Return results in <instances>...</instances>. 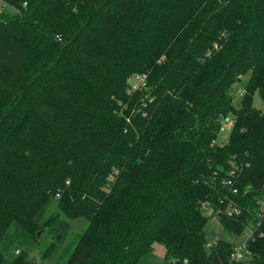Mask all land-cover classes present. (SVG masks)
<instances>
[{
	"label": "trees",
	"instance_id": "1",
	"mask_svg": "<svg viewBox=\"0 0 264 264\" xmlns=\"http://www.w3.org/2000/svg\"><path fill=\"white\" fill-rule=\"evenodd\" d=\"M0 7V264H35L6 254L36 244L39 229L53 254L80 217L87 223L63 264H138L158 243L169 264H236L235 242L208 247L200 205L219 209L233 235L256 218L264 113L252 102L256 92L264 100V0ZM134 74L145 85L127 93ZM244 75L237 107L230 87ZM230 114L226 141L213 143ZM230 162L233 195L221 181ZM57 193L66 218L41 220ZM224 194L240 215L225 213ZM247 248L248 264H264V227Z\"/></svg>",
	"mask_w": 264,
	"mask_h": 264
},
{
	"label": "rangeland",
	"instance_id": "2",
	"mask_svg": "<svg viewBox=\"0 0 264 264\" xmlns=\"http://www.w3.org/2000/svg\"><path fill=\"white\" fill-rule=\"evenodd\" d=\"M134 76L135 75H132V77ZM134 79L139 88L144 87L145 84L142 85L143 80H141L140 78L138 79L137 77H134L132 80L129 79V85L133 83ZM245 81L246 75H244V77H241L240 80L235 81L233 84H231L230 87L232 95V104L237 107L239 106V101L241 98L240 92L242 91ZM135 90L139 89L136 88L133 91ZM133 91L130 93H133ZM252 104H254L257 109H261L264 113V100L259 98L257 92L253 95ZM223 136L225 139H227L228 137V135L224 133H218V143L224 142L221 141ZM57 197L58 195L56 194L52 195L46 209L42 212L41 220H45L52 215L58 216L59 218H66V216H64L57 207ZM86 223L87 220L84 217L70 220L69 232L66 235L63 243L59 245V249L55 252L53 251V254L50 249L52 247L48 245L50 236L45 230H41L42 232L39 234V239L36 244H28L23 246V248L12 246V248L9 249L8 253L6 254V260L8 261L13 257L24 254L27 259L32 260L33 262H35V264H63L65 262L64 260L68 256V253L71 251L72 247L74 246V243L76 242V235L83 231V228L85 227ZM204 226L207 240L212 237H215L217 239L220 238L233 243L241 241V236L231 234L227 229L221 226L219 221L213 222L211 219H208ZM163 251L164 247L161 244L158 243L154 245V250L145 253L139 260L138 264H169L161 256Z\"/></svg>",
	"mask_w": 264,
	"mask_h": 264
},
{
	"label": "built area",
	"instance_id": "3",
	"mask_svg": "<svg viewBox=\"0 0 264 264\" xmlns=\"http://www.w3.org/2000/svg\"><path fill=\"white\" fill-rule=\"evenodd\" d=\"M24 3V2H23ZM217 46L216 44H214ZM134 77H137L138 79L140 78L143 80L142 85L145 84V77L142 74L136 75L134 74ZM134 77L129 76V79L132 80ZM126 89L127 93L132 92L134 89L139 88L136 84V81L134 79L133 83L129 85ZM244 91L240 92L241 96L243 95ZM234 116L232 114L226 115L225 117L221 118L220 121V126L218 129V133H224L228 135L229 131L231 130L233 124H234ZM221 141H226V139L223 138ZM217 142L216 140L213 141V143ZM218 143V142H217ZM233 164V167H232ZM231 169L228 171V177L223 178L221 181L226 187L228 188V192L231 193V195L236 194L238 192V187L235 185V182L237 180V171H238V166L235 165L233 162H230ZM235 165V166H234ZM214 178V177H213ZM213 178L211 179L213 181ZM264 187V184H263ZM58 195V193L56 194ZM227 200V207L225 208V213L229 216L232 215H240L242 210L241 208L237 205V203L231 199L228 198L226 194L223 195V197L220 199V201H225ZM201 211H203L205 214H208L210 216L209 219H211L213 222H218L219 217L221 216V211L218 209L217 212H212L210 211V207L207 201H203L200 205ZM255 213H256V218L253 221H249L246 224L245 229L242 231V233L239 235L241 236V241L235 242L234 246L232 248V251L230 253V262L231 263H236V264H248L250 259L253 257V255L250 253L249 249L247 248V245L250 240H254L256 236H262L263 235V227H264V190L261 192L260 196L256 200L255 204ZM218 243V239L215 237H212L208 240V247L212 248L216 246Z\"/></svg>",
	"mask_w": 264,
	"mask_h": 264
},
{
	"label": "water",
	"instance_id": "4",
	"mask_svg": "<svg viewBox=\"0 0 264 264\" xmlns=\"http://www.w3.org/2000/svg\"><path fill=\"white\" fill-rule=\"evenodd\" d=\"M41 232H42L41 229L37 230V236H39V234H40ZM175 263H177V261H176Z\"/></svg>",
	"mask_w": 264,
	"mask_h": 264
},
{
	"label": "crops",
	"instance_id": "5",
	"mask_svg": "<svg viewBox=\"0 0 264 264\" xmlns=\"http://www.w3.org/2000/svg\"><path fill=\"white\" fill-rule=\"evenodd\" d=\"M241 99V98H240Z\"/></svg>",
	"mask_w": 264,
	"mask_h": 264
}]
</instances>
